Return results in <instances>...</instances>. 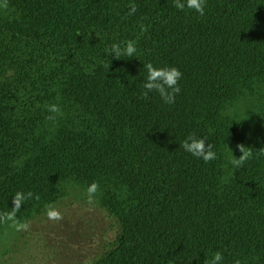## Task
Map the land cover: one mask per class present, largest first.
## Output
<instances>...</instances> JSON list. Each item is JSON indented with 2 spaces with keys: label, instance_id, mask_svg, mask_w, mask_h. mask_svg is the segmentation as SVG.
I'll return each mask as SVG.
<instances>
[{
  "label": "trees",
  "instance_id": "trees-1",
  "mask_svg": "<svg viewBox=\"0 0 264 264\" xmlns=\"http://www.w3.org/2000/svg\"><path fill=\"white\" fill-rule=\"evenodd\" d=\"M128 40L135 57L115 59ZM147 63L182 72L174 104L141 98ZM193 134L217 159L180 147ZM239 144L252 155L237 169ZM94 181L117 230L90 264H208L217 251L264 264V0H207L203 16L173 0H0V213L32 192L24 222Z\"/></svg>",
  "mask_w": 264,
  "mask_h": 264
},
{
  "label": "rangeland",
  "instance_id": "rangeland-1",
  "mask_svg": "<svg viewBox=\"0 0 264 264\" xmlns=\"http://www.w3.org/2000/svg\"><path fill=\"white\" fill-rule=\"evenodd\" d=\"M250 103H237L233 109L246 114ZM85 190L73 185L52 204L62 212V220L48 219L45 210L26 220L28 230L5 231L0 239V264H90L100 257L114 239L116 220L95 197L87 203Z\"/></svg>",
  "mask_w": 264,
  "mask_h": 264
},
{
  "label": "clouds",
  "instance_id": "clouds-1",
  "mask_svg": "<svg viewBox=\"0 0 264 264\" xmlns=\"http://www.w3.org/2000/svg\"><path fill=\"white\" fill-rule=\"evenodd\" d=\"M207 0H173V6L178 10H185V8L193 10L200 16L205 14ZM137 8L135 5H131L129 15L134 14ZM141 31L146 32L147 28L141 25ZM137 52L136 42L133 40H128L124 42V46L121 47V43H114L111 46V55L115 59L133 58ZM144 68L147 70V76L142 84V99H147L149 93H158L160 98L166 104H174L176 96L180 93L181 89L179 86V81L182 78V72L179 68L175 66H165L157 67L152 63L144 64ZM52 111H57L58 109L53 106ZM180 147L186 152L190 153L193 157L202 159L205 163L211 162L217 159V154L213 150V145L207 142L206 137H197L196 135H189L181 143ZM238 150L242 153L239 157L233 154L231 164L234 168H241L251 157L252 153L248 150L244 144H239L237 146ZM233 151V150H232ZM87 203L91 204L94 201L96 193L99 191V185L97 182H92L86 188ZM33 197L32 192L23 193L17 192L12 197V211L7 213H0V223L11 222L10 226L16 231H26L30 227L28 222H21L17 219V213L23 206L25 200ZM35 198L38 200L39 196L36 195ZM46 215L48 219L60 221L63 219V214L61 211L57 210L52 204L46 206ZM223 260V254L219 251L213 254L211 261L208 264H221ZM236 264H240L237 260Z\"/></svg>",
  "mask_w": 264,
  "mask_h": 264
}]
</instances>
